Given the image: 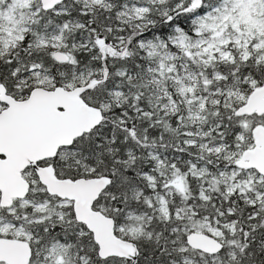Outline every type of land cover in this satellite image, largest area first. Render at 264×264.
Instances as JSON below:
<instances>
[{
  "label": "snow or ice",
  "instance_id": "6c2138e0",
  "mask_svg": "<svg viewBox=\"0 0 264 264\" xmlns=\"http://www.w3.org/2000/svg\"><path fill=\"white\" fill-rule=\"evenodd\" d=\"M0 264H264V0H0Z\"/></svg>",
  "mask_w": 264,
  "mask_h": 264
}]
</instances>
